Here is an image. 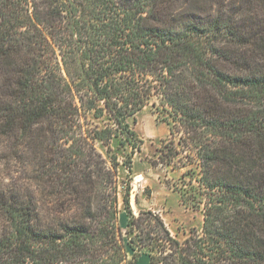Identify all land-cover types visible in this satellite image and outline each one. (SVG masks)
Returning a JSON list of instances; mask_svg holds the SVG:
<instances>
[{"label": "trees", "instance_id": "trees-1", "mask_svg": "<svg viewBox=\"0 0 264 264\" xmlns=\"http://www.w3.org/2000/svg\"><path fill=\"white\" fill-rule=\"evenodd\" d=\"M150 105L199 161L184 240L131 207ZM142 253L264 264V0H0V264Z\"/></svg>", "mask_w": 264, "mask_h": 264}, {"label": "rangeland", "instance_id": "rangeland-1", "mask_svg": "<svg viewBox=\"0 0 264 264\" xmlns=\"http://www.w3.org/2000/svg\"><path fill=\"white\" fill-rule=\"evenodd\" d=\"M133 129L143 141L142 150L134 157V174L131 178V207L136 215L141 211L159 213L174 236L180 240L203 225V214L181 201L180 193L189 192L194 180L201 177L198 159L192 146L179 144L185 136L180 125L169 120L160 108L146 107L136 117ZM169 154L172 161L160 159ZM129 181L127 174L123 175ZM130 182V181H129ZM120 190H123L120 187ZM120 199V208L123 209ZM128 222L126 212L121 214L120 225L124 230ZM137 264H151L142 253Z\"/></svg>", "mask_w": 264, "mask_h": 264}]
</instances>
